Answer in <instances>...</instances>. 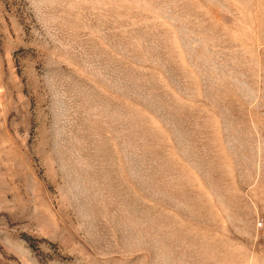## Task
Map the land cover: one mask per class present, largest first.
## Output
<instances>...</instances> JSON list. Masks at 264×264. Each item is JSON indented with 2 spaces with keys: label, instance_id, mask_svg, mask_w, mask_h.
<instances>
[{
  "label": "rangeland",
  "instance_id": "rangeland-1",
  "mask_svg": "<svg viewBox=\"0 0 264 264\" xmlns=\"http://www.w3.org/2000/svg\"><path fill=\"white\" fill-rule=\"evenodd\" d=\"M0 264H264V0H0Z\"/></svg>",
  "mask_w": 264,
  "mask_h": 264
}]
</instances>
